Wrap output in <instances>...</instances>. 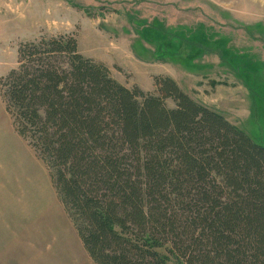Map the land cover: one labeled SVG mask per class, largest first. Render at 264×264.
<instances>
[{"label":"trees","instance_id":"trees-1","mask_svg":"<svg viewBox=\"0 0 264 264\" xmlns=\"http://www.w3.org/2000/svg\"><path fill=\"white\" fill-rule=\"evenodd\" d=\"M152 81L127 87L64 33L20 42L0 96L95 264H264V145Z\"/></svg>","mask_w":264,"mask_h":264},{"label":"rangeland","instance_id":"rangeland-1","mask_svg":"<svg viewBox=\"0 0 264 264\" xmlns=\"http://www.w3.org/2000/svg\"><path fill=\"white\" fill-rule=\"evenodd\" d=\"M64 33L127 87L152 91L153 76H170L264 145V0H0V78L17 66L20 42ZM0 157L10 176L31 178L24 217L0 222L8 237L0 238V264H95L1 96ZM17 182L23 188L22 176Z\"/></svg>","mask_w":264,"mask_h":264},{"label":"crops","instance_id":"crops-1","mask_svg":"<svg viewBox=\"0 0 264 264\" xmlns=\"http://www.w3.org/2000/svg\"><path fill=\"white\" fill-rule=\"evenodd\" d=\"M137 84V83H136ZM138 85V84H137ZM139 86V85H138ZM140 87V86H139ZM141 88V87H140ZM149 90V89H148ZM151 90V88H150ZM215 91L218 93L219 91L221 90H218L215 89ZM196 100H198L200 103L206 105V106H209L215 110H217L218 112L220 111V105L219 107L209 103V102H205V100H202L200 98H195ZM216 101L221 104V101L216 99ZM220 113V112H219ZM227 119V118H226ZM228 120V119H227ZM230 121V120H229ZM231 122V121H230ZM232 123V122H231ZM234 124V123H233ZM1 158V157H0ZM8 165L7 164H4L2 163L0 165V222H6L8 225L11 221V224L14 226V222L20 220L18 215L22 212V216L24 217V213H25V209H24V202H25V199H26V194L24 192V189L25 188V179L27 181H30L31 178H29L28 176H25L24 175V171H22L21 173H19L18 171H16L13 175L10 176V173L8 172ZM12 174V173H11ZM22 176L23 178V188H20L17 180L20 179V177ZM31 189H34V186L32 184V187ZM22 191V192H21ZM12 193H15V194H12ZM34 193V197L36 198V193ZM21 204V206H20ZM5 205V206H4ZM2 207H4V210L2 209ZM11 212L13 210H15L12 214L14 215L13 218L7 216V211L11 208ZM17 209H20V212H18ZM5 215L7 216L8 218V222L7 220L5 219ZM24 221V219H23ZM2 226V225H1ZM7 228H10L7 227ZM5 229L4 226H2V228H0V238L1 236L4 237V233H5ZM14 229V228H13ZM5 239H7V235L5 233ZM4 239H2L1 241H3Z\"/></svg>","mask_w":264,"mask_h":264},{"label":"bare ground","instance_id":"bare-ground-1","mask_svg":"<svg viewBox=\"0 0 264 264\" xmlns=\"http://www.w3.org/2000/svg\"><path fill=\"white\" fill-rule=\"evenodd\" d=\"M159 53V52H158ZM25 173H26V171H25Z\"/></svg>","mask_w":264,"mask_h":264}]
</instances>
